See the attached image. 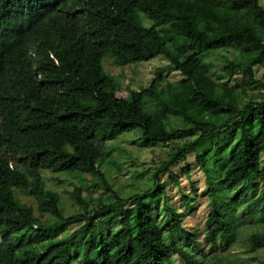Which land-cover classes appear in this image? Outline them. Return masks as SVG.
Returning <instances> with one entry per match:
<instances>
[{"label": "trees", "instance_id": "16d2710c", "mask_svg": "<svg viewBox=\"0 0 264 264\" xmlns=\"http://www.w3.org/2000/svg\"><path fill=\"white\" fill-rule=\"evenodd\" d=\"M106 56L120 66L162 56L182 77L156 76L113 98L121 83L105 71ZM228 76L242 85H221ZM136 128L144 146L171 150L154 187L124 197L101 162L108 141ZM191 154L209 185L204 240L231 248L248 223L246 247L264 249L261 0H0V264H172L173 255L201 264L194 255L204 243L160 179L168 172L179 184L172 168L184 160L190 175ZM45 169L84 180L70 193L78 211L66 214ZM219 190L236 192L229 200Z\"/></svg>", "mask_w": 264, "mask_h": 264}, {"label": "rangeland", "instance_id": "374dc122", "mask_svg": "<svg viewBox=\"0 0 264 264\" xmlns=\"http://www.w3.org/2000/svg\"><path fill=\"white\" fill-rule=\"evenodd\" d=\"M261 3L264 5V0H261ZM142 16L145 25L150 26L153 24L150 19L144 15ZM103 66L106 72L116 75L118 82L121 83V88L118 91H115V89L111 90L113 98L127 96L131 88L143 89L147 87L152 78L156 76H163L171 81L180 80L182 77L180 72L162 56H157L150 61H138L124 66L115 64L111 58L106 56L103 58ZM226 68L230 71L229 67ZM219 83L221 85L238 86L242 85V79L228 76L219 81ZM170 150V146L164 144H156L150 147L144 146L141 129L136 128L126 131L117 138L107 142L104 148L105 159L101 162V166L114 188L121 196L127 197L154 187L153 172L156 166L168 157ZM186 162L192 168L190 175L181 172V168L185 164L184 160H180L172 168L174 173L179 176V184L173 181L168 172L160 174V179L166 185L170 206L178 209L183 214L184 228L191 231V233H197L198 239L204 243V251H197L194 256L201 260V264H221L219 263V258H223L224 261H230L232 264H264V249L250 251L244 243L247 234L254 231L248 223L244 225L241 234L231 248H226L223 245L212 247L209 242L204 240L207 213L210 209V199L207 192L209 185L206 182V174L200 168L195 155H189ZM43 175L46 178L48 187L59 192L66 214L78 211V206L71 199L70 193L77 184L84 185V180L73 175L55 174L47 169L43 170ZM91 181L90 175L87 176V183ZM234 192L236 191L226 194L219 190L220 196L229 200ZM186 196L192 202H187ZM25 201L36 205V202L29 197H25ZM242 211L243 209L240 208L238 215H241ZM156 214L158 223L163 227L167 225L171 216L164 208L163 197L159 201ZM83 223L84 221L69 224L61 230L55 229L53 234L57 238L63 237ZM107 226L116 227L115 225ZM259 229L261 230L260 226ZM164 235L166 241L170 243V234L167 230L164 231ZM176 236L178 242L184 245L186 250L192 251V244L186 242L181 236V232H177ZM172 264L183 263L178 255H173Z\"/></svg>", "mask_w": 264, "mask_h": 264}]
</instances>
